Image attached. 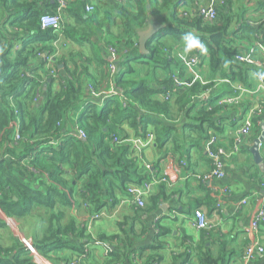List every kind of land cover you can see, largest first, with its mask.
<instances>
[{
	"label": "trees",
	"instance_id": "1",
	"mask_svg": "<svg viewBox=\"0 0 264 264\" xmlns=\"http://www.w3.org/2000/svg\"><path fill=\"white\" fill-rule=\"evenodd\" d=\"M174 1L165 0L161 10H169ZM99 4L115 13L107 15L103 23L98 19L99 8L87 14L83 1L78 2L75 9L67 5L63 16L69 12L75 26L80 28L67 30L64 24L60 35L65 40L90 42L99 33L110 34L115 19L121 20V33L116 38L111 37L112 41H106L109 49L123 56L119 62L123 66L121 71L110 78V61L103 57L101 60L105 82L112 79L114 87L120 89V93L112 96L103 95L93 85L90 91L87 89L81 81L88 75L84 64L76 63L74 69L64 66L66 76H60L56 62L63 63L58 51L65 45L57 48L55 42L60 39L59 34L51 28H43L41 23L43 15L56 14V3L0 0V208L7 217L19 222L31 213H38L34 214L39 220L37 233L30 241L44 257L57 249H73L71 237L85 235L72 222L62 224L64 214L59 208L56 213V206L66 205L72 198L78 203L93 204L100 211L103 191L114 202L117 192L129 195L130 186L142 184V177L136 178V160L129 158L130 146L114 142L115 138L127 140L119 134L123 123H129L141 137L153 127L158 146L164 148L170 143L174 154L182 157L190 148L205 141L209 129L215 127L213 118L217 108L210 106L209 109L199 101L200 95L213 83L196 82L185 92L180 91L174 80L178 75L171 71L167 79L157 80L154 87L151 81L133 78L132 63L169 71L172 64L169 49L161 41L162 35L168 32H175L176 38L184 32L208 35L212 42L209 48L211 69L224 80L230 77L227 65L233 68L232 60L240 52L236 41L228 36L231 15L225 13L227 2L221 11L219 9L217 20L209 23L199 17L182 18L178 3L173 10L171 8V23L167 29L158 31L156 38L148 41L145 52L140 48L139 33L148 21H153L158 1L128 0V5L101 1ZM260 31L252 34L264 40V33ZM42 43L51 45L45 48L41 47ZM42 56L43 67L53 59L52 68L57 78L51 75L52 68L47 70L49 76L44 77L33 66L32 61ZM238 70L240 73L244 69L238 67ZM51 81H58L59 90H53ZM156 95L164 97L159 100ZM167 96L169 99L165 100ZM122 97L128 100L127 106ZM179 118L184 121L181 123ZM78 131L86 134L85 140L78 138ZM17 134L19 140H16ZM193 134L198 136L193 137ZM137 210L146 211V205ZM0 228H9L2 219ZM2 241L0 236V264H35L19 238L8 244ZM111 257L109 264L133 260L127 248L113 252ZM159 261L156 259L154 263ZM200 264H228V260L223 255L215 258L207 252L202 255Z\"/></svg>",
	"mask_w": 264,
	"mask_h": 264
},
{
	"label": "crops",
	"instance_id": "2",
	"mask_svg": "<svg viewBox=\"0 0 264 264\" xmlns=\"http://www.w3.org/2000/svg\"><path fill=\"white\" fill-rule=\"evenodd\" d=\"M80 1H83L84 6L88 3L87 0H67L68 7L75 9ZM157 1L158 11L155 12L153 21H148L149 24L142 32L147 31L150 25L155 26L159 32L167 29L166 27L171 23V8L173 10L178 3L183 10L196 15L200 7H209L214 2L175 0L169 10H161L165 0ZM226 2L225 13L231 15L227 29L228 36L236 41L235 45L240 51L238 54H251L254 57L255 66L240 63L236 56L232 60L234 67L230 68L227 65L230 77L222 79L210 66L209 48L212 42L208 35L199 32L193 33L199 36L207 51L201 54L197 49L186 56L183 54L182 39L188 32H184L180 38L175 37V32L162 35L161 41L168 46V54L172 61L169 71L152 70L148 65L132 63L135 69V76L132 77L136 81H151L154 87H157V80L167 79L171 71L182 81L180 91L185 92L196 82L213 83V86L203 95L201 94L199 99L200 104L204 102L207 108L210 106L217 108L214 109L217 112L214 113L213 118L215 127L209 129L207 139L200 145L190 148L182 157L174 154L170 143L160 148L155 136L148 138V133L153 134V127H149L148 133L141 137L129 123H123L119 134L128 141H136L140 147L137 150L133 143H123L130 146L129 158L136 160V178L142 177L140 183L156 181L151 193L145 199L147 210L138 211L137 207L130 203V196L121 192L116 193L113 202L106 191H103L100 211L93 204L78 203L72 198L66 205L57 204L56 213L59 208V212L64 214L62 224L67 225L72 222L77 230L84 231L85 235L83 238L71 237L73 249H57L46 257L41 255L43 264H69L73 259L82 256L86 257L81 264H109L113 259L111 254L124 248H127L133 258L131 261L126 260L124 264H150L151 259L160 260L155 263L152 261L151 264H200L202 255L207 252L215 258L223 255L226 261L228 260V264H243L241 257L247 245L256 243L264 247V226L256 234L248 233L256 213L264 207V173L255 164L250 153L254 141L262 135L261 125L264 122V87H261L252 76L254 72L264 71V40L252 34L260 30L264 33V0H226ZM96 7L99 8L100 23L104 22L107 15L115 14L99 3ZM222 7H219L218 11L219 9L221 11ZM67 13L66 17L63 16L67 30H72V27L80 28L75 26L76 22L72 15ZM246 25H250V28ZM121 30V20L116 18L110 34L99 33L90 42L82 43L64 39L65 46L59 57L64 59L63 63L59 64V60L56 62L60 76H66L64 66L74 69L76 63L79 66L84 64L83 68L88 70V75H84L81 81L89 91L93 85L94 89L102 91L103 95L120 93V89L118 90L111 83L112 79H107L105 82L101 60L102 57L109 60L106 41L111 40V37L116 38ZM50 45L51 43H42L41 47L48 48ZM194 55L199 56V62L195 65V71L191 72L186 64ZM43 58V56L36 58L32 64L45 77L49 68L43 67ZM121 59L123 56L118 55V69L123 67L119 64ZM85 60L88 62H84ZM238 67L244 70L239 73ZM79 69L82 70L80 67ZM109 74L112 78L110 71ZM50 85L54 91L59 90L58 81H51ZM225 96L236 97V103L226 107H217L218 105L215 107L216 100ZM163 97L155 96L159 100ZM174 99L173 96L172 100ZM197 111L199 109L194 111L193 115ZM75 115L71 118L72 121L75 120ZM248 119L253 123L252 132L249 136L242 137V143L238 145L236 141L238 131ZM179 120L181 123L184 121L181 118ZM212 138H216V142L211 148L216 152L222 149L227 153L221 159L225 175L223 178H215L204 183L197 176L208 174L215 168L214 161L206 152L207 143ZM260 155L264 162V143L260 146ZM147 166H150V169H147ZM244 200L247 204L242 205ZM199 209L209 218L208 230H198L194 226L195 211ZM100 212L104 215L95 219L94 216ZM38 222L39 220H36L37 225ZM112 237L119 239L109 241L108 239ZM249 264H264V255H256Z\"/></svg>",
	"mask_w": 264,
	"mask_h": 264
},
{
	"label": "built area",
	"instance_id": "3",
	"mask_svg": "<svg viewBox=\"0 0 264 264\" xmlns=\"http://www.w3.org/2000/svg\"><path fill=\"white\" fill-rule=\"evenodd\" d=\"M47 1H52V2H55L57 4V10H56L57 12L55 15H48V14L43 15L41 18L42 26H43V28L53 29L57 34H59V36L61 38L62 35H60V34H61L62 30L64 29L63 12L65 11V9L68 5L67 0H47ZM101 1H103V2H105V1L114 2V3L119 4V5H128V0H87L88 3L85 6L86 12H88V13L94 12L96 9V5L98 3H100ZM212 1H214L215 3L212 2V4L209 5V7H205V6L200 7L198 10V13L196 15H191L189 13V11L183 10V7H180L179 15L182 18H184V17L185 18H187V17H190V18L199 17L206 22H214L218 18V8L223 6L225 4L226 0H212ZM58 41H60V39ZM58 41H56V42H58ZM108 52L110 55L109 71L111 73V76L113 77L117 73H119L121 71V69H118V54L116 53V50L113 48H110V49H108ZM58 55H59V51H58ZM237 60L240 63L246 64V65H251V66L256 65V61L254 60V57L251 54H247V55L239 54L237 56ZM52 62H53V59L50 58V60L48 61V65H47L48 68H52ZM198 62H199V56L194 55L190 58V60L188 61V63L186 65L190 69L191 72H194L195 71L194 70L195 65ZM51 75L53 77L57 78L56 73L53 70V68L51 71ZM174 80H175L176 85L178 87H182V81H181V79H179V76L175 77ZM109 95L112 96V95H117V94H116V92H113ZM122 98L124 100V105L127 106L128 100L124 97H122ZM168 99H169V96H167L165 100H168ZM236 99L237 98L234 96H225V97L217 100L216 105H218V106H231V105L236 103ZM208 108L211 109V107H208ZM252 127H253V123L250 119L246 120L243 123V125L240 127V129L238 131V136L236 139L238 145H240L242 143V137H246V136H249L251 134ZM77 135H78V138L81 140L86 139V134L83 131H78ZM147 136H148V138L154 137V135L151 132L148 133ZM19 139H20V137L17 134L16 140H19ZM114 142L117 144L133 143V146H135V148L137 150L140 149L139 144H137L136 141H128V140L121 141L120 138H115ZM215 142H216V138H212L207 143V150H206L207 155L214 161L215 168L208 174H205L202 176H197V178H199L204 183H208L210 180L215 179V178H223L225 175L224 170H223L224 166H223L221 159H222V157H225L227 155V153L222 149H219L217 152L214 151L211 148V146ZM238 147H237V149H238ZM147 169H150V166H147ZM154 184H156V181L143 182L140 186H130L128 188V193L130 195V200H129L130 203L135 205L137 208H144L146 205L145 199L151 193L152 187ZM245 204H247V201L244 200L242 202V205H245ZM103 215H104V213L100 212V213L96 214L94 216V218L99 219ZM0 219L5 221V223L10 228V224L7 222V219H8V221H13L12 218L0 217ZM195 219H196V222L194 223V226L196 227V229L208 230L210 228L209 218L207 217V215L202 210L199 209V210L195 211ZM262 226H264V207H261L259 209V211L256 213V215H255V217L251 223V227L248 230V233L249 234H256L260 231V228ZM21 242L23 243L25 248L28 250L31 257L33 258V262L36 264H43V261H41V255L34 248L31 241L30 240H21ZM258 254L264 255V247L259 245V244H256V243H251V244L247 245V247H246V249H245V251L241 257V261L243 264H249ZM85 257L86 256L75 258L69 264H81V261Z\"/></svg>",
	"mask_w": 264,
	"mask_h": 264
},
{
	"label": "rangeland",
	"instance_id": "4",
	"mask_svg": "<svg viewBox=\"0 0 264 264\" xmlns=\"http://www.w3.org/2000/svg\"><path fill=\"white\" fill-rule=\"evenodd\" d=\"M62 45H65L64 38H60V41L55 43V46L61 48ZM59 54H62V50L60 49ZM40 212V211H39ZM35 212L30 214V216L26 217L23 221L19 222L18 220L13 219V221L7 222L10 224V228H0V236L2 238L3 244L11 243L14 239L21 240H30L33 239L35 233H37L36 227V217L34 216ZM36 213L35 215H37ZM0 217H7L0 208ZM10 218V217H8Z\"/></svg>",
	"mask_w": 264,
	"mask_h": 264
},
{
	"label": "water",
	"instance_id": "5",
	"mask_svg": "<svg viewBox=\"0 0 264 264\" xmlns=\"http://www.w3.org/2000/svg\"><path fill=\"white\" fill-rule=\"evenodd\" d=\"M158 35V29L150 25L147 31L140 32V48L145 52L146 44L148 41L154 40ZM262 135L254 141V145L250 148V153L253 155L254 162L258 165L261 171L264 173V162L263 158L260 155V146L264 143V122L261 125Z\"/></svg>",
	"mask_w": 264,
	"mask_h": 264
},
{
	"label": "clouds",
	"instance_id": "6",
	"mask_svg": "<svg viewBox=\"0 0 264 264\" xmlns=\"http://www.w3.org/2000/svg\"><path fill=\"white\" fill-rule=\"evenodd\" d=\"M182 44L183 54L185 56L197 49L201 54L207 51L205 45L201 43L199 36L193 32H188L183 36ZM252 76L256 79L261 87H264V71L254 72L252 73Z\"/></svg>",
	"mask_w": 264,
	"mask_h": 264
}]
</instances>
